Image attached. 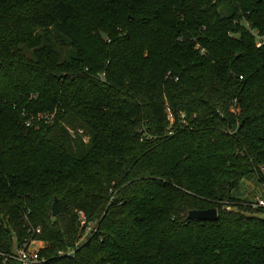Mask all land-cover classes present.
<instances>
[{"label": "trees", "instance_id": "1", "mask_svg": "<svg viewBox=\"0 0 264 264\" xmlns=\"http://www.w3.org/2000/svg\"><path fill=\"white\" fill-rule=\"evenodd\" d=\"M253 175L264 0H0V264H264Z\"/></svg>", "mask_w": 264, "mask_h": 264}, {"label": "rangeland", "instance_id": "2", "mask_svg": "<svg viewBox=\"0 0 264 264\" xmlns=\"http://www.w3.org/2000/svg\"><path fill=\"white\" fill-rule=\"evenodd\" d=\"M258 46H260V43L258 42ZM70 134H72V136H80L82 137V140L84 143L88 142V138L84 136L83 131L82 130H78V131H70ZM232 197L236 200L239 201H245V202H250V203H256L258 200L263 199L264 198V190L263 187L261 185V183L258 181L257 177L255 175L253 176H247L245 177L241 183L239 184L238 188H236L233 192H232ZM79 217H80V221L82 222V226L85 224L86 225V218L85 215L83 213H79ZM94 226L92 225H88V228L86 229L85 233L82 235L81 240L77 243H81L82 241H84L86 239V237L88 235H90L91 229ZM46 247V244L44 242H32L29 245V249L33 250L35 252L38 253Z\"/></svg>", "mask_w": 264, "mask_h": 264}, {"label": "built area", "instance_id": "3", "mask_svg": "<svg viewBox=\"0 0 264 264\" xmlns=\"http://www.w3.org/2000/svg\"><path fill=\"white\" fill-rule=\"evenodd\" d=\"M171 115L169 118L171 119ZM27 126H30V123L27 124ZM253 208H264V198L258 200L256 203L252 204ZM30 245V244H29ZM29 245L27 248L19 249L15 252L13 255V260L16 261L19 264H40L41 260L37 252L30 250Z\"/></svg>", "mask_w": 264, "mask_h": 264}, {"label": "water", "instance_id": "4", "mask_svg": "<svg viewBox=\"0 0 264 264\" xmlns=\"http://www.w3.org/2000/svg\"><path fill=\"white\" fill-rule=\"evenodd\" d=\"M102 39H107L105 34H102ZM52 216L57 217L60 214L58 208V201L55 199L52 207ZM218 213L216 209L203 210V211H190L187 216L188 221H203V222H216Z\"/></svg>", "mask_w": 264, "mask_h": 264}]
</instances>
